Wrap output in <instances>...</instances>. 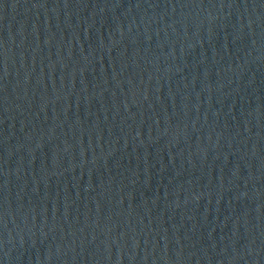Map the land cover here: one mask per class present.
I'll return each instance as SVG.
<instances>
[{
	"label": "water",
	"instance_id": "obj_1",
	"mask_svg": "<svg viewBox=\"0 0 264 264\" xmlns=\"http://www.w3.org/2000/svg\"><path fill=\"white\" fill-rule=\"evenodd\" d=\"M0 264H264V0H0Z\"/></svg>",
	"mask_w": 264,
	"mask_h": 264
}]
</instances>
